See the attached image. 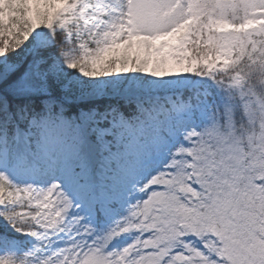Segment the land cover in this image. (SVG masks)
<instances>
[{"label":"snow or ice","instance_id":"obj_1","mask_svg":"<svg viewBox=\"0 0 264 264\" xmlns=\"http://www.w3.org/2000/svg\"><path fill=\"white\" fill-rule=\"evenodd\" d=\"M0 264H264V0H0Z\"/></svg>","mask_w":264,"mask_h":264}]
</instances>
